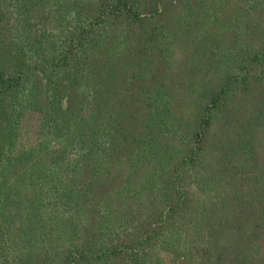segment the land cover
Wrapping results in <instances>:
<instances>
[{"label": "trees", "instance_id": "trees-1", "mask_svg": "<svg viewBox=\"0 0 264 264\" xmlns=\"http://www.w3.org/2000/svg\"><path fill=\"white\" fill-rule=\"evenodd\" d=\"M73 1L0 0V264H264V0ZM176 44L206 64L183 86Z\"/></svg>", "mask_w": 264, "mask_h": 264}, {"label": "rangeland", "instance_id": "rangeland-1", "mask_svg": "<svg viewBox=\"0 0 264 264\" xmlns=\"http://www.w3.org/2000/svg\"><path fill=\"white\" fill-rule=\"evenodd\" d=\"M95 1V0H94ZM147 3H150V0H145ZM186 1L188 3L187 0H162L163 2V6L167 5L168 3H172V2H179L177 7H178V11L175 13H183V7L184 5H186L187 3L184 2ZM228 0H210L209 4L206 3L205 0H196L198 5H193L196 9V12L200 13V15L208 17L211 15V11L210 10H217L219 12L223 11L225 3ZM239 1H244V0H229V4H230V9L234 10L235 6L238 5ZM74 4L76 5V7H79L83 2H85V4L89 5V13L90 12V8L93 4L92 1H85V0H74L73 1ZM202 2V4H201ZM96 3V2H95ZM189 5V4H188ZM84 6V5H83ZM79 9V8H78ZM261 9V8H260ZM255 12V15L250 16V20L254 23L255 18H256V12H258V10L256 11H252V13ZM261 12L259 11V14ZM106 14V13H105ZM197 19V18H194ZM64 22L62 21L61 26H65V31L67 30V26H68V16H64ZM251 23V22H249ZM240 26H237L235 30L231 29L230 33L227 34V40L231 41L234 38V34L237 33L236 31H238V28ZM221 28L220 25H217V29ZM200 30H197L196 34H199ZM198 37H200V35H196V37L194 38L197 39ZM177 45V44H176ZM226 46V44H225ZM192 50L191 47H189L188 49H184L183 47L180 46H175L174 51L170 54L171 57L168 59V64L167 67H171L173 68L170 73H168L167 75H157L156 78L160 79L161 77L165 78V82L167 83V85H170V82L172 81H179L180 80H184L186 79L188 72V68L194 67L195 69H198L200 72L203 69H206V64L204 62V55L201 51H197V53ZM194 55H196L197 57H195ZM189 63V67L186 66V63L184 64V62ZM191 63H190V62ZM163 68L162 66H160V69ZM262 72L264 74V68H262ZM174 78H177L176 80ZM187 82V81H186ZM186 82H180L181 84L179 86H183V84H185ZM264 84V82L262 83ZM38 119L39 117L35 114V113H30L27 115V117L23 120L20 130L18 131V134L16 136L15 139H13V146H12V153L13 154H17L18 152H24L26 150H28L31 146L35 145V141H36V126L38 123ZM257 132V136L255 139H257V143H258V152H259V156L258 159H260V168L263 167L264 168V119L261 122V124L259 125V128L256 130ZM206 159H202L199 162H197V164H190L185 166L184 169V173L182 174V176H184L183 179V200H186V204L190 205L192 203L193 200H195V196L194 194H197L195 191V187L194 185H196V182L199 183V177L196 175L197 173V169H195V167L199 164H205ZM264 170V169H263ZM202 181V179L200 180V182ZM264 180H262L261 182H263ZM200 189L201 190H205L202 189L201 184L199 183ZM206 191V190H205ZM211 191V190H210ZM189 208H191V206H188ZM234 208L236 209V207L234 206ZM238 212V211H237ZM242 215L238 216L237 220H240L242 218ZM232 222V223H231ZM230 223H228L230 225V228H233L234 226H236L237 222L236 219H233ZM227 222L225 221V224ZM228 231V232H227ZM231 229H227L224 230V232L222 233L221 239H223V241L225 243H229L232 241L233 238V234L231 232Z\"/></svg>", "mask_w": 264, "mask_h": 264}]
</instances>
